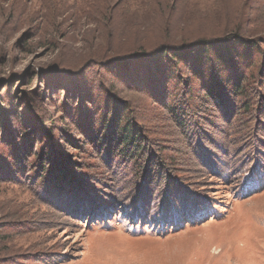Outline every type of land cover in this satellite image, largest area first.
I'll use <instances>...</instances> for the list:
<instances>
[{
	"label": "rangeland",
	"instance_id": "1",
	"mask_svg": "<svg viewBox=\"0 0 264 264\" xmlns=\"http://www.w3.org/2000/svg\"><path fill=\"white\" fill-rule=\"evenodd\" d=\"M255 7L264 0H0V113L13 124L0 129V264H264V55L223 67L244 74L245 94L217 102L159 51ZM258 21L244 27L264 50ZM115 105L137 124L138 155L95 122Z\"/></svg>",
	"mask_w": 264,
	"mask_h": 264
},
{
	"label": "trees",
	"instance_id": "2",
	"mask_svg": "<svg viewBox=\"0 0 264 264\" xmlns=\"http://www.w3.org/2000/svg\"><path fill=\"white\" fill-rule=\"evenodd\" d=\"M255 8L256 9L251 10L250 14H252L253 12L255 13L260 10V8H257V7ZM115 9L116 8H114L113 13H112L111 8L107 9L108 14H110L109 16H112L111 21H113V16H114L113 14L115 13ZM180 13H183V11L179 9H175V12H174L175 15L180 14ZM257 13L259 14L256 16L254 14V17L251 20L253 19L254 21L259 20L257 25L261 24L262 22L264 24V11L261 10L260 12H257ZM171 14H173V12H171ZM248 17H250L248 14H239L236 18V24L231 25L230 22L226 23L223 26L224 29H220V32H218V30L216 31V34L221 33L220 35H216L215 33H212L209 36L203 37L202 39H198L194 42L186 44L183 47L170 45V47L161 46L159 48V51L163 49V51L161 52L162 57L171 58V61H174L178 64L182 63L185 67H187L188 69L187 74L189 73L188 75L189 77H187L188 80L192 81L194 77L200 76L199 80H195V81L201 83V90H204L206 92L205 93L206 95L202 97V101L216 99L215 101L218 102L217 98L218 96L219 97L222 96L221 95L222 93H230L231 95L244 97L245 90H244V87H242L243 83L246 82V77L244 76V74L240 73L236 77L231 72L227 73V70L225 71L224 68L228 65L230 71L236 70L235 66L237 64V61L239 62L240 60H242L244 56L246 55L245 53L249 54L250 52H252L258 55H264V50L260 48V45L253 42L254 41L253 38H250L251 36L252 37H255V36L251 35V33H249V30H247L244 27L246 23L251 22V20L247 21ZM174 21L175 20L173 17L171 19L169 18L166 21V27H165L163 37L171 39L172 36L175 34ZM173 23L174 25H172ZM211 36L215 38H209ZM236 47H239L242 50V53L236 52L234 54ZM246 60H247V57H246ZM157 70L159 71V67ZM167 71L168 73H170L169 72L170 70L167 69ZM223 71L225 72L222 73ZM233 76H235V78H233ZM178 77L179 76H177V78ZM241 81H242V84L239 85ZM256 87L260 89V86H256ZM261 91L264 92V89H261ZM15 103H16L15 105H17V102ZM68 105L70 106V104ZM69 108L71 109V107ZM127 110L128 109H124L122 105H115V106H112V108L109 107V109H107V112L103 116L96 119L95 122L100 128L103 127V129L107 130L108 133H110L111 138H114L110 140H114L117 145L120 144L121 147L118 148L119 149L118 152L121 155L133 157L135 155H138L143 150L144 146H142L143 142L141 144V140L139 141V136L141 135V133L137 129V124L132 123L133 121L129 120L130 115L128 116ZM173 111L175 113L177 112L175 108ZM10 113L8 111L4 113L2 112L0 113L1 114L0 115V129L1 128L4 129V127L7 124L13 125L12 119L10 118L11 116ZM185 115L187 116L184 110L183 111L179 110V113L177 112L176 114V116L179 117L180 119L181 118L185 119L184 118ZM30 116L32 115H29L28 118L25 117L28 122L30 121L29 119H31ZM35 117L37 118L38 115L37 116L35 115ZM110 118H113V120H110ZM50 120L52 121L53 119H50ZM73 123L76 125V128L78 130V135L82 134L83 131H82L81 123L77 122L76 120ZM90 125H93V123L92 124L86 123V126H89V128H91ZM22 127L23 126L20 125L19 127L12 129V134L14 132L16 133L19 130H21ZM110 130H113V132L111 133ZM58 131H60V129H58ZM28 132L29 131L25 132V134ZM104 139H108V135ZM92 140L90 139L89 141L93 142ZM99 141L100 140H97L96 142H99ZM68 142L70 143V144L68 143V146L78 147V144H77L78 141L77 143H74L73 141L71 142L69 139ZM13 154H14V151H13ZM18 159L19 157H16V158L14 157L12 161L13 165H15V161L17 162ZM258 165H261V162ZM254 168L257 169L256 167ZM258 168H260V166ZM17 169L19 168L16 167V170ZM14 172L16 171L15 170L12 171L11 175ZM65 173L67 176L72 175L69 173V170L67 169L65 170ZM6 175H7L6 170L3 171L0 168V180H2L4 177L7 178ZM162 212L165 213L164 215H166L167 213L164 210ZM173 219H174L173 217L170 218V220H173Z\"/></svg>",
	"mask_w": 264,
	"mask_h": 264
}]
</instances>
